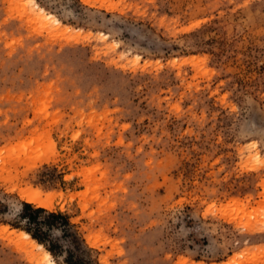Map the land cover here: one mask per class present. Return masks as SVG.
<instances>
[{
  "label": "rangeland",
  "instance_id": "rangeland-1",
  "mask_svg": "<svg viewBox=\"0 0 264 264\" xmlns=\"http://www.w3.org/2000/svg\"><path fill=\"white\" fill-rule=\"evenodd\" d=\"M35 1L71 29L0 0V264H65L3 228L36 190L97 264H264V0Z\"/></svg>",
  "mask_w": 264,
  "mask_h": 264
},
{
  "label": "trees",
  "instance_id": "trees-1",
  "mask_svg": "<svg viewBox=\"0 0 264 264\" xmlns=\"http://www.w3.org/2000/svg\"><path fill=\"white\" fill-rule=\"evenodd\" d=\"M15 217L16 221L11 223L13 227L29 232L49 249L54 257L63 256L65 264H97L90 256V249L84 245L83 239L75 224L70 221L68 214L22 201ZM55 231H60L62 238H70L71 248L55 238Z\"/></svg>",
  "mask_w": 264,
  "mask_h": 264
},
{
  "label": "bare ground",
  "instance_id": "bare-ground-1",
  "mask_svg": "<svg viewBox=\"0 0 264 264\" xmlns=\"http://www.w3.org/2000/svg\"><path fill=\"white\" fill-rule=\"evenodd\" d=\"M32 1H34L33 2V5L32 6H34L33 8H34V10L37 12L36 14L38 15V16H40V17H43V18H45V17H47V16H49V18H53V22L54 23H56L57 24V27L58 28H61V29H63L64 31H68L69 29H71V27L70 26H68V25H63L62 23H61V21L56 17V15H54V14H52V13H49V14H47L46 12H45V10L35 1V0H32ZM85 1H87V0H85ZM23 194V197L27 200V201H29V202H35V203H37L38 205H40V206H44V207H51V202L50 201H47V200H44V199H42V196H41V193L38 191V190H36V191H25V192H23L22 193ZM4 228V230L5 231H7L9 234L8 235H15V237L17 238V239H20V240H22L23 241V243L27 246V247H32L33 248V250H34V248H42V250L43 251H41V252H43V257L44 258H47L48 257V259L50 258V257H52V254H51V252L48 250V249H46L42 244H40L36 239H34L28 232H26L25 230H12V231H9V227L8 226H4L3 227ZM90 235V234H89ZM86 239H88L89 240V242L92 244V245H94V243H93V241H92V239L93 238H91V237H87ZM97 242V241H96ZM100 243V242H99ZM98 243V244H99ZM96 244V243H95ZM51 259V258H50ZM105 259V258H104ZM103 259V260H104ZM44 260H46V259H44ZM47 261V260H46ZM102 261V260H101ZM50 262V261H49ZM52 263H53V261H52ZM52 263H50V264H52ZM49 264V263H48Z\"/></svg>",
  "mask_w": 264,
  "mask_h": 264
}]
</instances>
